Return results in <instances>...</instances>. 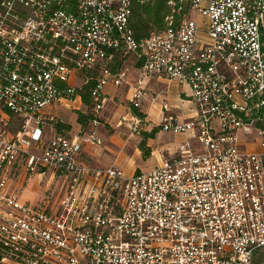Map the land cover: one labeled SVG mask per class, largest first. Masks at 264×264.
<instances>
[{
	"label": "built area",
	"instance_id": "2783aa9c",
	"mask_svg": "<svg viewBox=\"0 0 264 264\" xmlns=\"http://www.w3.org/2000/svg\"><path fill=\"white\" fill-rule=\"evenodd\" d=\"M134 1L150 0H0V264L264 260V0H185L193 15L140 41ZM160 78L180 87L158 123L184 137L174 150L132 174L82 160L104 144L106 89L129 85L119 124L140 134L132 109L157 101ZM77 100L93 119L60 133L50 107Z\"/></svg>",
	"mask_w": 264,
	"mask_h": 264
},
{
	"label": "rangeland",
	"instance_id": "374dc122",
	"mask_svg": "<svg viewBox=\"0 0 264 264\" xmlns=\"http://www.w3.org/2000/svg\"><path fill=\"white\" fill-rule=\"evenodd\" d=\"M184 6H187L188 12H186L187 15H193V12L190 9L189 3L187 1H185ZM180 14L181 9H177V13ZM182 15V14H181ZM204 26V24H202ZM203 35H206V32L204 30V28L201 30ZM134 57L133 56H129L127 58V65H129V72L128 74L130 75L129 79L130 80H134L136 75H137V69H138V65L134 64ZM79 82V81H78ZM78 84H81V82H79ZM173 87V92L177 89L178 87L176 84L172 85ZM180 89V87H179ZM128 91H129V85L125 84L123 87H119L117 90H115L113 93H111L110 95V100L108 101V104L105 108V119L103 120L105 122V126H102V128L104 129L106 135H107V140H111L112 136H113V141L110 142L108 141V143H110L111 145H117V139L119 138H123L126 142V146L123 147L122 150H124L125 152L128 153H137V157L139 158L138 161L136 162V165H140L143 167L147 166V167H155L158 162L160 161V157H159V152H162L165 149L171 148L172 150H174V147H176V145L178 144L179 141L183 140L184 138L182 136H175L174 134L171 135L170 133H166V132H162L161 131V127L158 125L159 122V118H160V112L157 109L152 110V112L150 114H146L145 118H148V120L145 121V123H142L141 127H143V129L141 130V133H135L133 131V128L129 127L128 125L127 128L125 127V125L118 127L117 124L119 123V121L123 118L126 117L128 110V107H130V103L128 100ZM157 91H160V89H158ZM146 104V103H145ZM148 110V102L146 107H144V111ZM91 111V110H89ZM59 114L61 115V117L66 120H70L72 119V117L74 118V120L72 121L73 124L71 125V128L74 126V128L76 130H78L79 128V123H78V117H79V113L76 112V110H71V109H67V107H60L59 108ZM128 119H131V115L127 116ZM76 119V122H75ZM155 129H158V132L156 133V135L152 138H146V142H147V147H149L151 149V153L149 156H146L145 150H141L140 146L142 143V140L145 139V132H153ZM133 133L135 134L134 136L130 137V134ZM154 153V154H153ZM151 169V168H150ZM137 170H140V168L138 167ZM35 181L37 183L40 182V177L35 176L34 179V183ZM43 185L37 186L36 189L38 192L41 188L46 187V181L42 183ZM61 187V183L57 182L56 184L53 185V189L54 191H59ZM39 196V195H38ZM264 262V260H259L257 263L260 264Z\"/></svg>",
	"mask_w": 264,
	"mask_h": 264
},
{
	"label": "crops",
	"instance_id": "0c3cea01",
	"mask_svg": "<svg viewBox=\"0 0 264 264\" xmlns=\"http://www.w3.org/2000/svg\"><path fill=\"white\" fill-rule=\"evenodd\" d=\"M173 84H176L178 87V90L176 89L174 92H173V87H172ZM118 88L119 87H115L113 84H111L106 89V97L108 98V101L110 100L111 93H113ZM148 89L151 91V94H153V95L160 92L161 96L158 97L157 101L153 104L151 102H148V110L147 111H144V107H146L147 103L144 105V107L141 111H143V113H145V114H150L152 112V110L158 108L157 110L160 112V116H161V111H160L161 103L164 100H166L168 97L171 101L181 104V101L178 100V95H177V93L179 91V84L176 81H173V80L170 81V80L162 79V78L156 79V80L155 79L149 80ZM158 89H160V91H157ZM127 96H129V91H128ZM64 106L67 107V109L79 110V107L81 106L80 100H77L76 102H73V103H65L64 105L57 103V104H54L53 106L50 107V110L59 117L60 121H62L63 123L65 122V123L73 124L72 123V121L74 120L73 117L70 120H66L65 118L63 119L61 117V115L59 114V112H58L59 108L64 107ZM187 106H188L187 104L183 105V107H187ZM127 110H128L127 112H129V107ZM128 115H129V113H127L126 116H128ZM146 120H148V118H146ZM159 120H160V118H159ZM75 122H76V119H75ZM102 126H105V122H103L100 126H98L100 134L104 138V144L94 146V145L85 143L84 151L82 153V160H84V161H86V162H88L91 165L96 166V167L97 166H99V167H110V166H112V164H116L119 167H121L125 171L126 174L134 173L138 169V167L140 168V170H148V169L152 168V167H147L144 165H143V167L140 165L139 166L136 165V162L139 159L137 157V153L135 152V153L130 154V153L122 150L123 147L126 146L125 145L126 141L123 138H119L116 140L117 145H113V144L111 145L110 143H108V141H110V142L113 141V136H112L111 140H107V135H106L104 129L102 128ZM117 126L121 127L123 125H120L118 123ZM125 127L127 128V126H125ZM71 129H72L71 132L73 134H80L86 128H82V126L79 125L78 130H76L74 128V126ZM134 135L135 134L131 133L128 139H130V137H132ZM175 136H177V135H175ZM179 136H181V135H179ZM37 186H39V183H37L36 181H35V183L32 182V184H30L27 191L25 192L26 198L31 199L33 201L37 200L38 195L43 190V188H41L38 192H36Z\"/></svg>",
	"mask_w": 264,
	"mask_h": 264
},
{
	"label": "trees",
	"instance_id": "16d2710c",
	"mask_svg": "<svg viewBox=\"0 0 264 264\" xmlns=\"http://www.w3.org/2000/svg\"><path fill=\"white\" fill-rule=\"evenodd\" d=\"M133 12H132V22L131 27L133 30V34H135V38L137 41L143 40L151 35L154 31H163L169 26V16L174 17V24L178 25L186 12H188L187 6H184L185 0H150L145 3L133 2ZM190 6V5H189ZM177 9H181L180 12L177 13ZM118 55L116 59H119ZM94 86V83H87L79 89L81 94V98L83 99V103L86 107H90L92 103L91 98V90ZM136 115L145 119L146 114L137 110L132 109ZM79 113L78 123L82 126V128H86L88 123L93 119V115L91 113H84L82 110H76ZM56 130L60 133H65V131H72L71 125L68 123H63L62 121H58L55 124ZM158 129H155L153 132H145V139L142 140L140 149L145 150L146 156H149L151 153V149L147 147L146 138H152L156 135Z\"/></svg>",
	"mask_w": 264,
	"mask_h": 264
},
{
	"label": "flooded vegetation",
	"instance_id": "af4514ba",
	"mask_svg": "<svg viewBox=\"0 0 264 264\" xmlns=\"http://www.w3.org/2000/svg\"><path fill=\"white\" fill-rule=\"evenodd\" d=\"M260 264H264V263L262 262V263H260Z\"/></svg>",
	"mask_w": 264,
	"mask_h": 264
}]
</instances>
